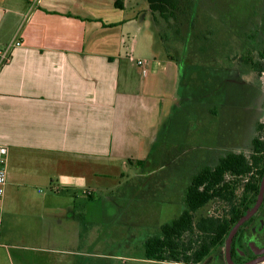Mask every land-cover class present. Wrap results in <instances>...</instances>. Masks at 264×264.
Returning <instances> with one entry per match:
<instances>
[{"label": "rangeland", "instance_id": "1", "mask_svg": "<svg viewBox=\"0 0 264 264\" xmlns=\"http://www.w3.org/2000/svg\"><path fill=\"white\" fill-rule=\"evenodd\" d=\"M196 4L194 36L188 43L170 41L176 59L170 66L179 79L160 92L162 123L143 143L145 160L131 156L114 165L115 174L90 188L94 200L77 192V219L44 212V195L60 197L51 188L8 184L0 264H179L147 260L146 241L185 210L197 172L214 167L229 149L250 156L253 140L264 136V72L253 69L264 68V0Z\"/></svg>", "mask_w": 264, "mask_h": 264}, {"label": "crops", "instance_id": "2", "mask_svg": "<svg viewBox=\"0 0 264 264\" xmlns=\"http://www.w3.org/2000/svg\"><path fill=\"white\" fill-rule=\"evenodd\" d=\"M150 16L146 0H125L124 10L113 0H0V48L22 44L0 64L7 185L59 193L43 196L44 212L82 217L79 201L94 200L93 184L131 156L145 160L143 143L162 123L160 92L180 73Z\"/></svg>", "mask_w": 264, "mask_h": 264}, {"label": "trees", "instance_id": "3", "mask_svg": "<svg viewBox=\"0 0 264 264\" xmlns=\"http://www.w3.org/2000/svg\"><path fill=\"white\" fill-rule=\"evenodd\" d=\"M118 10H124L125 0H113ZM152 20V27L160 48L170 61L176 60L171 55L170 41H182L188 43L194 36L195 23L197 20L196 0H146ZM264 59V54H260ZM254 71L264 72V68L254 66ZM250 158L243 155L228 153L223 157L215 168L205 167L197 172L191 179V183L185 192V210L182 214L170 223L163 225L160 234L149 238L146 243V259L151 261H173L182 264H199L209 254L210 230L207 226V219L201 220L197 225V232L194 226V213L205 207L211 197V176L214 174L216 183V196L228 200L229 196H235L238 185H222L224 175L240 176L249 175L258 166L264 168V136L253 140V149ZM264 174V170L261 172ZM253 181V184H251ZM235 184V183H234ZM256 184L251 180L246 187V198L256 191ZM232 199L230 201H232ZM223 225L219 230L215 229L214 243L222 242ZM197 234L198 243L192 239ZM185 237H191L185 241Z\"/></svg>", "mask_w": 264, "mask_h": 264}, {"label": "flooded vegetation", "instance_id": "4", "mask_svg": "<svg viewBox=\"0 0 264 264\" xmlns=\"http://www.w3.org/2000/svg\"><path fill=\"white\" fill-rule=\"evenodd\" d=\"M227 152L243 155L245 158L251 157V155L246 156V154L242 152H230V149ZM227 154L218 158L217 164ZM216 165L211 168H215ZM263 170V166L260 165L249 175L242 174L240 176H235L231 175L230 173H226L224 175V181L222 185H238L236 187L238 189L235 193V196L233 199L231 196H229L228 200L225 198L222 200L221 196H216L217 192L215 190L216 183L214 180V174L211 176V197L205 207L194 213L195 231L197 232V225L201 222V220L207 219V226L211 232L209 235V254L204 257L202 262L208 259L210 264H264V174H261ZM251 180L255 181L257 187L256 191L252 192L251 196H249L247 199V193L245 190ZM251 184H253V181ZM187 187H189V185ZM262 192L263 199L258 209L247 221L241 225L232 238L229 246L228 259L226 254L227 240L231 230L240 219H242L248 212H251L255 208L258 198ZM231 199L232 201H230ZM206 207L208 209L207 215L198 217L197 215L199 211L205 209ZM181 214L182 211L180 215ZM222 225L224 227L221 232L224 235V240L222 242L214 243L215 229L219 230L220 226ZM193 240L196 242L195 247H197V234H195ZM220 253L221 255H219Z\"/></svg>", "mask_w": 264, "mask_h": 264}, {"label": "built area", "instance_id": "5", "mask_svg": "<svg viewBox=\"0 0 264 264\" xmlns=\"http://www.w3.org/2000/svg\"><path fill=\"white\" fill-rule=\"evenodd\" d=\"M22 44L20 42H13L7 48H0V64H6L11 60L10 50L14 47H20ZM138 66H143L142 61L137 62ZM9 162V149L5 146H0V200L5 195V189L7 186V170ZM86 194H89L88 192ZM1 207H0V234H1Z\"/></svg>", "mask_w": 264, "mask_h": 264}, {"label": "water", "instance_id": "6", "mask_svg": "<svg viewBox=\"0 0 264 264\" xmlns=\"http://www.w3.org/2000/svg\"><path fill=\"white\" fill-rule=\"evenodd\" d=\"M262 199H263V192L260 194V196L258 198V202H257L255 208L251 212H248L242 219H240L238 221V223L234 226V228L231 230V232L229 234V237H228V240H227V252H226V254H227V258L228 259H229V246H230V243L232 241V238L236 234L237 230L241 227V225L245 221H247L255 213V211L258 209L259 205L261 204Z\"/></svg>", "mask_w": 264, "mask_h": 264}]
</instances>
